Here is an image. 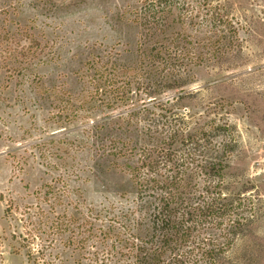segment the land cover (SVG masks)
<instances>
[{
  "label": "trees",
  "instance_id": "trees-1",
  "mask_svg": "<svg viewBox=\"0 0 264 264\" xmlns=\"http://www.w3.org/2000/svg\"><path fill=\"white\" fill-rule=\"evenodd\" d=\"M212 1L142 0L133 18L140 36L130 62H121L115 48L97 50L84 63L78 94L52 91L57 121L125 107L112 123L107 117L92 127L111 134L107 154L127 159L135 197L120 207L86 206L82 212L66 183L75 174L67 159L80 144L42 140L39 157L58 171L66 164L56 184L37 191L36 205L5 208L13 253L24 252L33 264H57L47 257L60 259L53 250L61 245L81 259L87 254L89 264H229L227 253L258 218L253 200L245 202L244 184L229 190L236 145L232 104L225 98L198 104L199 91L188 87L200 68L223 66L242 52V26ZM31 41L22 55L28 50L33 60L47 53V43ZM135 95L150 99L138 108ZM117 130L132 138L113 135ZM71 205L78 212H70Z\"/></svg>",
  "mask_w": 264,
  "mask_h": 264
},
{
  "label": "rangeland",
  "instance_id": "rangeland-1",
  "mask_svg": "<svg viewBox=\"0 0 264 264\" xmlns=\"http://www.w3.org/2000/svg\"><path fill=\"white\" fill-rule=\"evenodd\" d=\"M141 1L0 0V264H33L24 252L13 253L4 210L9 204L20 211L36 205L37 191L55 183L60 169L64 170L66 163L60 164L61 159L56 160L58 171L39 157L36 145L42 140L80 144H73V155L67 159L66 166L75 174L66 177V183L82 212L86 206L97 210L111 204L120 207L135 197L127 159L107 154L111 134L92 127L93 121L102 118L112 123L113 115L125 107L57 121L52 117V91L78 94L85 84L81 78L84 63L97 50L115 48L123 53L121 62H130L140 36L133 18ZM212 2L242 26V52L223 66L200 68L188 87L199 91L198 104L221 98L232 104L228 118L236 127V145L228 169L229 190L244 184L245 202L253 200L258 219L237 237L227 259L229 264H264V0ZM31 38L48 44L44 56L32 60L28 50L21 54L31 46ZM149 99L135 95L132 105L142 108ZM113 135L132 138L120 130ZM134 155L128 158L131 163L136 162ZM69 210L78 212L72 205ZM53 253H60L61 260L47 257L48 262L89 264L87 254L81 259L72 248L60 245Z\"/></svg>",
  "mask_w": 264,
  "mask_h": 264
}]
</instances>
